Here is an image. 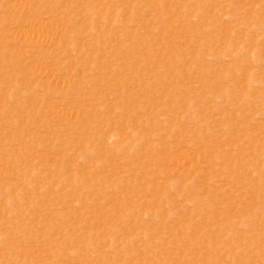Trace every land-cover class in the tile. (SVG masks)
Segmentation results:
<instances>
[{
  "label": "rangeland",
  "instance_id": "1",
  "mask_svg": "<svg viewBox=\"0 0 264 264\" xmlns=\"http://www.w3.org/2000/svg\"><path fill=\"white\" fill-rule=\"evenodd\" d=\"M0 264H264V0H0Z\"/></svg>",
  "mask_w": 264,
  "mask_h": 264
}]
</instances>
